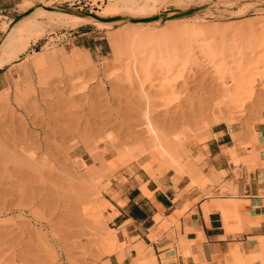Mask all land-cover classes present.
I'll list each match as a JSON object with an SVG mask.
<instances>
[{
    "label": "rangeland",
    "instance_id": "374dc122",
    "mask_svg": "<svg viewBox=\"0 0 264 264\" xmlns=\"http://www.w3.org/2000/svg\"><path fill=\"white\" fill-rule=\"evenodd\" d=\"M116 1L124 4L118 0H0V43L11 28L19 32L7 49V56L17 55V60L0 69V264H107L108 256L123 248L136 250L129 261L133 264L138 258V244L133 242L139 239L118 241L107 213L111 207L103 211L104 227L96 221L94 187L100 189L99 199L107 202L112 184L125 181V171H143L142 165L153 161L160 177L154 181L169 178L177 186L187 177L191 185L184 192L194 186L214 188L213 180L197 166V152L210 139L212 127L222 122L232 130L236 143L245 141L257 161V143L264 153V74L249 70V77L255 78L252 98L240 110L233 103L239 67L264 57L263 51L253 52L254 39L237 32L232 38L229 32L228 55L225 63L220 60L223 66L197 44L187 48V36L169 32L165 37L169 25L185 22L249 27L264 20V0H155V13L148 16L139 9L144 6L140 2L130 21L77 28L41 9L88 16L102 13ZM191 14L195 16L185 18ZM151 18L158 21L154 26L159 33L151 44L135 45L125 38L127 33L119 32L123 26L125 31L144 29ZM30 20L40 27L28 33ZM117 35L122 47L116 52L111 38ZM97 45L102 48L96 49ZM180 45L184 49L179 50ZM174 48L185 50L189 61L187 65L177 62L171 72L168 62L176 53ZM78 54L89 56L91 62L76 66ZM260 66L264 69V61ZM224 105L226 117L220 111ZM146 112L171 147L181 150V165L194 163L195 183L161 163L154 151H148L149 158L140 166L119 161L124 152L146 139ZM234 150L236 146L229 149L231 158ZM229 192L224 185L217 194ZM223 216L224 221L230 220ZM108 233L116 237L112 249L104 241ZM147 248L145 244L137 264H159Z\"/></svg>",
    "mask_w": 264,
    "mask_h": 264
},
{
    "label": "crops",
    "instance_id": "0c3cea01",
    "mask_svg": "<svg viewBox=\"0 0 264 264\" xmlns=\"http://www.w3.org/2000/svg\"><path fill=\"white\" fill-rule=\"evenodd\" d=\"M258 144V167L255 165L249 170L244 163L236 166L229 149L236 146L241 158L249 157L245 141L236 143L226 123L215 124L210 139L197 152V166L213 180L214 188L211 185L204 189L194 186L184 192L191 185L187 177L175 186L169 178L157 182L141 170L125 171V181L114 182L106 195L114 208H109L107 213L112 216L110 223L117 231L118 241L125 237L143 239L153 249L151 258L156 257L159 264L231 263L232 249L238 246L245 256L254 255L248 258L249 261H256L257 257L263 260L246 264H263L258 237H264V153ZM224 185H228L230 192L223 196L217 194ZM210 194L215 196L209 197ZM223 215L230 219L227 224ZM158 220L161 223L158 224ZM150 234H156L157 241L154 242ZM139 240L133 242L138 244V258L133 264H137L145 253V244ZM123 250L130 257L120 261L116 254L111 255L107 264H129L137 255L135 249Z\"/></svg>",
    "mask_w": 264,
    "mask_h": 264
},
{
    "label": "bare ground",
    "instance_id": "6f19581e",
    "mask_svg": "<svg viewBox=\"0 0 264 264\" xmlns=\"http://www.w3.org/2000/svg\"><path fill=\"white\" fill-rule=\"evenodd\" d=\"M118 1H121L122 4L123 3L124 4L120 5V2H117V1L113 2V3H109L102 13H99L96 15H88V16L80 14V13H76V12H71L69 10H59V9H55V8L50 9L48 6H47L48 8L41 7V9L44 10L45 12L51 13L52 16L56 17V19L72 26L73 28H77V27L85 25V24L88 25L89 23H93V24H97V25L110 26L113 23H122L124 21L125 22L130 21L133 18L131 17L129 19L128 17L130 16V14L133 13V11L135 10L136 7H137L136 10H138V6H139L140 2H144V6H143V8L141 7L139 9L140 10L142 9V11H144V13H146L147 16L152 15V14L154 15V13H155V10H154L155 6L153 5L154 8L152 6V1L154 3L155 0H118ZM190 12L191 11L189 10L188 13H190ZM192 13H193V11H192ZM194 16H195V14H191V15L186 16L185 18H193ZM149 23H150V25L147 26L146 28L144 27V29L128 28L127 31L123 30V29H126V26H123L125 28H122L123 31L120 30L119 32H121V34L123 32L124 35L127 33L128 36L125 35L126 36L125 38H128L129 42H134L135 45L137 44V42L139 43L142 41L143 42L148 41V43L147 42L146 43L151 44L152 41H150V40H154L157 37V35H159V33L156 32V27L154 26L155 24L158 23V21L152 20V18H151ZM107 26H105V27L108 28ZM27 27L28 28L25 31L30 33V32H32L33 29L39 28L40 25L37 24V22L35 20H30ZM263 30H264V20L262 22H258V23L255 22L253 24H250L249 27H244V26L243 27L242 26L241 27H238V26L237 27H223V26L222 27H218V26L209 27V25L203 26L202 24H200L199 22L196 21V22H191V23L185 22L182 24H171V25H169L168 30H165L166 36L164 35V32L162 33V35L165 37H168V38H169V36H168L169 32H171L170 35H172L174 37L177 34H178L177 36H180V35L184 36L185 35V38L187 36V38H186L187 41L184 42L185 44L184 43H181V44H184L188 48L189 46H191V43H195L201 49L208 51L209 55L213 59L218 60V62H219L220 60L224 61V59L226 58L225 56L228 55L227 53L225 54V50L227 47V46L225 47V45L228 42L227 40L230 38V37L228 38V36L231 34V33L229 34V32L232 31V38H234L233 32H237V35H240V36H245V37L247 36V38L250 37L251 39L253 38L254 40L251 42V44L253 45L252 50L255 53L257 51H263L264 52V35L262 34L264 32ZM167 31H168V34H167ZM260 31H263L261 33V35H260V33H258ZM18 34H19V32H18L17 28H15V29L11 28L10 30H8L6 32L2 42L0 43V69L5 67L9 63L17 60V58H18L17 55L12 56V57L7 56V49L9 48V46H11L13 44V42L15 41ZM118 35L116 37L114 36L115 38L114 37L111 38V44H112V46L116 52L119 51L118 50L119 46L122 47L119 44V43H121L120 40H122V39H120L121 36H118ZM34 36L35 35L32 34L30 37H34ZM240 36H239V38H242ZM236 38H238V37H236ZM247 38H245V39H247ZM250 38H248V39L251 40ZM170 39H172V37ZM125 40H127V39H125ZM243 40H244V38H243ZM177 43H179V42H177ZM245 43L247 44V42H245ZM122 45H123V43H122ZM139 45H141V44H139ZM177 45L179 46V44H177ZM180 46L182 47V45H180ZM181 47H178V49L179 48L184 49L183 48L184 46L182 48ZM166 48H167V46H166ZM163 51H165V50H163ZM174 51H175V48H174L173 52ZM175 52L176 53L173 55L174 57L172 55H169L170 57L171 56L173 57L172 61H170V59H169V61H170V63L168 62V65L170 64L169 66L168 65L165 66L164 63H167V60L166 61L163 60L164 61L163 67L165 66L164 68L167 69L166 67L168 66V70H171V72H173L172 70H174L173 69V68H175L174 65L177 62H180L181 65H187V63L189 61L188 55H187L185 50H182V52L181 51L179 52L176 49ZM82 55L78 54V56L75 57L74 63L76 64V66L83 67L86 64L91 62L89 56L84 55V58H83ZM163 58H164V56H163ZM165 58H167V57L165 56ZM263 61H264V57L262 59H259V60L255 59V62L254 61L250 62V64L247 65V67H245V66L239 67L240 68V75H239L240 80L237 83L238 84L237 90H236V94H235L234 99H233L235 109L240 110V107H243L246 104V102L252 98L253 84L255 82V78H253V76L249 77L248 71L249 70H250V72L256 71L255 73L257 75L264 74V69H262L263 67L260 66V63ZM221 62L222 61H220L219 64ZM224 63H225V61H224ZM224 63H223V66L225 65ZM158 64L160 66L162 65V63H158ZM220 65H222V64H220ZM171 72H169V73H171ZM168 84L172 85L170 82ZM224 106L222 108H220V111H221L222 116L226 117L227 106H225V107ZM147 112L145 113L146 115L143 116V117H145L144 119H145L146 139L143 141V143L141 145H139L137 147H133L131 150L124 152L121 155L119 161H122L123 163L124 162H129V163H134V164L136 163V164H139V166H140L141 162L146 160V158L147 159L149 158L148 157V155H149L148 151H154L156 154H158L162 158L161 163H164L165 165H167L168 168H171V169L173 168L174 170L178 171V173H180V174L187 175L188 177H190L192 179V182L195 183L197 171H196V168L194 166V163L191 161L189 163L187 162V163L181 165V160H180L181 150L178 148H172L171 147V145H170L171 142H169L163 138L160 130L157 128V126L151 120V117L149 116L150 113H147ZM234 152H236V150H234ZM238 156L239 155L237 154V152L234 155H232L233 164L244 163L245 165H247V169H249V170H251V169L253 170V167L255 165H256V168L258 167L257 163L260 161H257V159L253 153H250V156L248 155L249 157H246V158H240V156L239 157ZM147 162H149V161H147ZM147 162H145L146 164L144 163L141 167L143 169V171L150 177V179H153V180L159 179L160 177H158V169H156L154 166L155 162H153V161H150L149 163H147ZM124 164H122V165H124ZM158 166H159V164H158ZM159 167H157V168H159ZM250 173H251V171H250ZM215 180L218 181V177H215ZM92 194H93L92 197H94L93 198V202H94V206H95L94 209H96V211H98V214H99L97 216L96 215L97 212L95 211L96 212L95 215L97 216L96 221L98 219V221L100 222L99 224L102 225L103 223H106V221L102 222V220H103L102 218L104 215L103 211L109 207H111V209H114V208L112 205L107 206V204H109V203H107L108 201L106 202L104 200L99 199L100 195H101L99 188L94 187V191L92 192ZM113 213L111 215H113ZM113 216H115V215H113ZM109 218L112 219V216H109ZM156 222H158V224L161 223L160 220H158ZM228 222H229V220L225 221V224H227ZM102 226L104 227L105 224H103ZM258 238H259V242H260L261 254L263 257L264 256V237H258ZM151 239L154 242L157 241V235L156 234L151 235ZM104 241L112 249L114 247V244L116 243V237L112 233H108L107 236L105 237ZM248 245H250V244L248 243ZM149 253L151 255L154 254L152 247L149 248ZM251 256H254V255H251ZM251 256L250 255L245 256L244 254H242L240 252L239 246H238V247H236V249H232V258L233 259H232L231 263L226 262V264H246L247 262L253 263L254 260L253 261L248 260V258H250ZM255 256H258V255H255ZM117 257L120 261H123L126 257H130V256L128 253H126L125 250L121 249L118 252ZM254 259H255V257H254ZM259 259L257 257L256 261ZM260 260L263 262L262 258ZM256 261H254V262H256Z\"/></svg>",
    "mask_w": 264,
    "mask_h": 264
}]
</instances>
